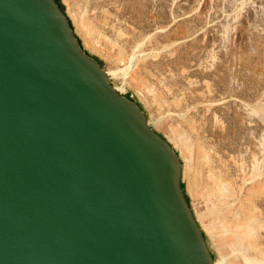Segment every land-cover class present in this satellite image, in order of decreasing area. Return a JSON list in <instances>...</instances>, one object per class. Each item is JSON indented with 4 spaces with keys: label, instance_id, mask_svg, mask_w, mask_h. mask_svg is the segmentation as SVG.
<instances>
[{
    "label": "water",
    "instance_id": "water-1",
    "mask_svg": "<svg viewBox=\"0 0 264 264\" xmlns=\"http://www.w3.org/2000/svg\"><path fill=\"white\" fill-rule=\"evenodd\" d=\"M180 188L56 0H0V264H213Z\"/></svg>",
    "mask_w": 264,
    "mask_h": 264
},
{
    "label": "rangeland",
    "instance_id": "rangeland-1",
    "mask_svg": "<svg viewBox=\"0 0 264 264\" xmlns=\"http://www.w3.org/2000/svg\"><path fill=\"white\" fill-rule=\"evenodd\" d=\"M56 2L177 154L189 210L216 220L212 258L238 229L246 254L264 261V0Z\"/></svg>",
    "mask_w": 264,
    "mask_h": 264
},
{
    "label": "bare ground",
    "instance_id": "bare-ground-1",
    "mask_svg": "<svg viewBox=\"0 0 264 264\" xmlns=\"http://www.w3.org/2000/svg\"><path fill=\"white\" fill-rule=\"evenodd\" d=\"M60 9H61V6L59 5ZM62 10V9H61ZM63 12V11H62ZM64 13V12H63ZM65 15V14H64ZM66 17V15H65ZM68 23H69V20L68 18L66 17ZM70 25V23H69ZM71 26V25H70ZM72 28V27H71ZM73 31V29H72ZM74 34V32H73ZM75 35V34H74ZM77 38V37H76ZM79 43V42H78ZM80 45V44H79ZM80 48L81 50L90 58L92 59L93 61H95L91 56L88 55L87 52H85V50H83V48L81 47L80 45ZM96 62V61H95ZM106 73V72H105ZM106 75H108L106 73ZM115 91L118 93L119 91L114 87L112 86ZM119 94V93H118ZM120 95V94H119ZM122 95V94H121ZM154 131V130H153ZM157 133V132H156ZM162 137V136H161ZM162 139H164L162 137ZM165 140V139H164ZM166 141V140H165ZM166 143L170 146V144L166 141ZM170 148L172 149V147L170 146ZM172 151L175 153V151L172 149ZM176 154V153H175ZM176 157H177V154H176ZM178 159V157H177ZM179 161V159H178ZM180 164V162H179ZM180 180H181V164H180ZM211 181V180H210ZM180 190H181V193L182 195L184 196L185 198V194L184 192L182 191V184H181V181H180ZM225 191V190H224ZM233 193V192H232ZM205 200V199H204ZM221 200V199H220ZM221 202V201H220ZM209 207V206H208ZM207 208V207H206ZM191 212V211H190ZM191 217L196 225V227L198 228L199 230V233L201 235V238H202V241L205 245V248L206 250H208V253L212 259V263L215 264V262H220L221 264H230L229 260H227L226 257L230 258L235 264H264V261L263 260H259L256 258V257H253V256H250L249 254H246V251H247V248H246V245L245 243L243 242L244 241V236H246L244 234V232L242 233L241 231H239L238 229L235 230V231H232L230 233L231 235V239H228L226 240L228 242L227 245H223L221 242H217V246H218V249H225L223 250L222 254H218V259L215 261L214 258H212L211 256V253L209 251L210 247H209V244H210V237H209V233L212 234L213 232H215L216 228H215V225H216V220L215 222L212 224V222H208V223H202L201 222V217L197 216V214L191 212ZM214 221V220H213ZM252 221V220H251ZM205 222V221H204ZM221 223V222H220ZM246 223V222H245ZM256 223V222H255ZM212 224V225H211ZM218 224V223H217ZM236 228V227H235ZM225 230V229H224ZM218 233H222L223 235L226 233L225 231H221L219 230ZM221 234V235H222ZM247 237V236H246ZM218 239V237L214 240V242H216V240ZM251 251V250H250ZM212 252V251H211ZM263 255V254H262ZM264 257V255L262 256ZM261 258V257H260Z\"/></svg>",
    "mask_w": 264,
    "mask_h": 264
}]
</instances>
